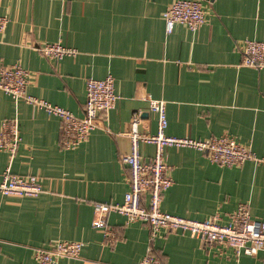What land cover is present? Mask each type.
<instances>
[{
  "label": "crops",
  "instance_id": "obj_1",
  "mask_svg": "<svg viewBox=\"0 0 264 264\" xmlns=\"http://www.w3.org/2000/svg\"><path fill=\"white\" fill-rule=\"evenodd\" d=\"M178 0H0V66L20 65L30 73L29 95L83 117L87 81L115 80L116 106L80 147L65 149L60 120L44 109L15 100L0 89L2 123L14 121L21 142L16 153L0 149V174L41 179L38 197L0 194V264H38L36 249L58 242L83 243L79 258L56 264H140L151 248L162 264H264V251L236 255L205 244L187 232L127 224L112 213L116 241L93 227L96 204H118L130 189L128 134L135 113L140 130L156 134L150 99L166 103V134L205 141L230 136L255 159L242 167L213 163L192 148L168 147L172 187L161 210L222 224L240 204L264 223V69L242 65V44L264 42V0H199L205 24L192 31L177 23L168 34L163 13ZM60 43L76 55L54 61L39 47ZM145 161L154 145H142ZM146 197V202L148 201Z\"/></svg>",
  "mask_w": 264,
  "mask_h": 264
},
{
  "label": "built area",
  "instance_id": "obj_2",
  "mask_svg": "<svg viewBox=\"0 0 264 264\" xmlns=\"http://www.w3.org/2000/svg\"><path fill=\"white\" fill-rule=\"evenodd\" d=\"M168 34L179 23L196 31L205 24V12L199 0H178L163 13ZM8 25L6 17H0V33ZM45 57L60 60L65 56L76 55V50L60 43L45 44L39 47ZM242 65L264 69V42L246 40L242 44ZM30 73L22 66H0V89L15 100H23L36 108L44 109L61 122L60 142L65 149L74 150L90 137L102 124L100 115L115 108L118 97L115 93V80L110 75L105 79L87 81V101L83 117H77L70 110L53 105L28 94ZM150 110L157 114L156 134L142 132L141 115L132 117V128L128 134L131 149L122 162L130 170V189L124 201L118 204H96L93 227L103 231L107 241H116V231L108 226V216L112 213L123 215L127 224L141 222L150 226L153 239L159 230L187 232L198 237L205 244L219 245L234 251L236 255H257L264 251V223L251 217L249 205L240 204L229 215V222L221 223L219 215L205 220H196L166 213L161 210L165 193L172 187L170 167L164 161V151L168 147L192 148L208 155L218 165L233 168L242 167L248 160L255 159L254 153L238 144L230 136L198 141L190 137H175L166 134L168 126L166 103L150 99ZM21 142L20 129L16 122L6 120L0 132V149L16 153ZM151 144L156 148L152 161L144 160L141 147ZM43 193L41 179L34 175H18L11 169L0 174V194L14 197H38ZM148 201L146 202V197ZM83 243L77 241L58 242L50 249H36L38 264H56L60 258H79ZM140 264H162L150 248Z\"/></svg>",
  "mask_w": 264,
  "mask_h": 264
}]
</instances>
